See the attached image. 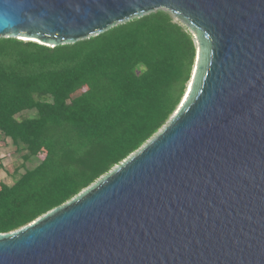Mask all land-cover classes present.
Returning <instances> with one entry per match:
<instances>
[{"label":"water","instance_id":"water-1","mask_svg":"<svg viewBox=\"0 0 264 264\" xmlns=\"http://www.w3.org/2000/svg\"><path fill=\"white\" fill-rule=\"evenodd\" d=\"M158 9L194 33L191 90L110 172L0 233V264H264V0H0V37L75 43Z\"/></svg>","mask_w":264,"mask_h":264},{"label":"trees","instance_id":"trees-1","mask_svg":"<svg viewBox=\"0 0 264 264\" xmlns=\"http://www.w3.org/2000/svg\"><path fill=\"white\" fill-rule=\"evenodd\" d=\"M196 57L194 33L165 9L75 43L0 37V133L22 157L0 186V233L71 200L155 136Z\"/></svg>","mask_w":264,"mask_h":264},{"label":"rangeland","instance_id":"rangeland-1","mask_svg":"<svg viewBox=\"0 0 264 264\" xmlns=\"http://www.w3.org/2000/svg\"><path fill=\"white\" fill-rule=\"evenodd\" d=\"M174 17L177 21L185 24L177 16L174 15ZM21 163L22 157L20 152L17 151V147L12 143L11 139H5L2 133H0V186L3 182L8 184L14 183L15 170ZM21 171H23V168Z\"/></svg>","mask_w":264,"mask_h":264},{"label":"bare ground","instance_id":"bare-ground-1","mask_svg":"<svg viewBox=\"0 0 264 264\" xmlns=\"http://www.w3.org/2000/svg\"><path fill=\"white\" fill-rule=\"evenodd\" d=\"M188 88V87H187ZM189 90H187L188 91V93H189V91L191 90V87L189 86V88H188Z\"/></svg>","mask_w":264,"mask_h":264}]
</instances>
